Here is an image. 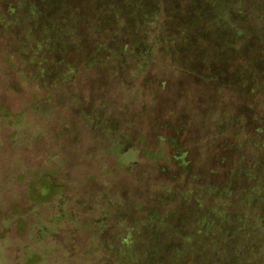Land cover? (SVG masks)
<instances>
[{"label": "rangeland", "instance_id": "1", "mask_svg": "<svg viewBox=\"0 0 264 264\" xmlns=\"http://www.w3.org/2000/svg\"><path fill=\"white\" fill-rule=\"evenodd\" d=\"M33 1L45 4L48 0H0V264H114L110 256L113 236H124L129 226L132 234L142 239L146 230L152 232L154 218L158 220L159 229L174 237V251H186L192 246L190 238L198 229L169 224L171 218L158 216L153 206L163 211L170 208V205L160 204L163 199V202L156 200L158 191L163 188L177 190L189 184L198 187L226 182L224 173L205 174L207 167L212 165L200 150L190 154V169L193 174L203 172V179L181 174L179 164L184 167L188 157L181 146H174V149L170 145L174 140L168 139L176 136L187 148L192 143L200 145L198 139L205 137L203 128L202 131H187L190 118L173 113L186 100L182 98L183 93H189V98L196 91V96L202 98L204 93L195 85L187 84L184 89L182 75L171 77L169 85L161 92L152 87L159 86L154 76L153 83L146 89L158 92L155 94L157 106L139 115V121L134 120V115L130 116L122 104V95L130 89L127 86L132 78L124 60L131 58L125 53L124 57L108 63L113 52L89 56H76L74 52L68 55L64 49L58 52L65 40L58 46V37L51 39L57 22L52 18L48 20L47 16L63 12L68 17L61 19L62 25H74L72 21L75 20L82 29L90 26L85 22L96 14L98 24L109 30L119 21L105 10L97 9L100 7L91 4L92 0H63L61 8L57 5L50 12L35 7ZM157 4L179 23L184 15L187 18L189 13L196 11L192 0L186 3L157 0ZM131 7L121 0L115 5L122 26L127 28L138 24L137 17L130 18L132 11L128 10ZM157 9L158 5L152 10ZM61 32L56 35L65 38ZM201 34L197 33L195 41L206 38L205 33ZM84 35L82 42L87 52L92 41L88 34ZM195 44L203 52L208 50L207 46L209 51L215 48L206 42ZM33 54L51 56L33 62ZM218 56L214 58L217 64ZM91 59L95 63L86 67ZM14 65L17 66L15 70ZM219 65L222 66V62ZM66 70H75L77 76L73 84L62 83L59 73ZM223 72L229 76L230 89L237 91L233 87V83H238L235 72L228 66ZM32 74L37 81H30ZM118 84L122 86L117 87ZM40 101L44 103L39 104ZM141 104H138L140 111ZM134 122L152 126L153 133H145L144 146L158 153L154 156L146 152V155L148 158L161 157V161L156 164L139 155L132 171H127L123 153L117 158L107 153L104 137L113 133L121 140L133 141L138 150L141 132L134 130ZM166 123L171 126L166 127ZM177 129L180 132L176 135ZM156 135L167 139L161 142ZM255 157L264 161L261 155L255 154ZM214 168H218L217 162ZM49 182L55 185L51 192ZM257 192L254 191L260 195ZM136 204L149 209L143 212L144 217L134 220L139 213ZM180 206L187 209L184 203ZM218 210L217 205L208 207L197 217L200 229L207 233L219 230ZM133 241L134 237L131 243L126 240L131 251H134L132 247H139ZM127 260L130 264L140 263L133 253L125 257Z\"/></svg>", "mask_w": 264, "mask_h": 264}, {"label": "trees", "instance_id": "2", "mask_svg": "<svg viewBox=\"0 0 264 264\" xmlns=\"http://www.w3.org/2000/svg\"><path fill=\"white\" fill-rule=\"evenodd\" d=\"M54 1L48 0L45 4L33 2L35 7L50 12L57 5L62 7L63 0H56L57 3ZM117 1L91 2L100 7L97 9L105 10L119 21L112 30L98 24L95 19L98 14L87 19L85 24L90 26H83V29L75 20L72 21L74 25H62L61 19L68 17L63 12L56 16L48 15V20L52 18L57 22L51 39L58 37V46L65 40L62 50L58 52H63L64 49L65 54L71 55L74 52L77 53L76 56L113 52V58L108 57V63L124 57L126 53L131 59L123 60L132 78L131 84L127 86L130 89L126 95H122V104L129 110L130 116L134 115L136 121L141 119L139 115L143 116L157 106L155 94L158 92H154V89L148 92L146 89L148 84L153 83L154 76L158 78L159 86L152 87L161 92L169 85L171 77L177 78L180 75L185 81L184 89L187 84L195 85L196 89L204 93L203 98L196 96L197 91L190 98L189 93H183L182 98L186 100L181 102L173 114L188 116L190 122L185 130L202 131L203 128L205 137L198 139L200 145L192 143L190 148L182 146L176 136L168 139L175 141L170 144L174 149V146H181L188 157L184 167L179 164L181 174L194 179L197 176L203 177V172L193 174L190 169V154L200 150L205 152L208 164L212 165L207 167L205 174L217 176L224 173L226 182L198 187L189 184L177 190L163 188L158 191L159 197L156 200H164L160 203L164 204L163 207L170 205L167 211L154 205L158 216L170 217L169 224L172 225L177 223L198 229L195 236L190 238L192 246L189 249L183 252L174 251V237L159 229L158 220L154 218L152 232L146 230L142 239L136 237V234L133 235L129 226L124 236H113L110 253L113 263L130 264L128 260L125 261V257L129 258L133 253L139 258L138 264H264V161L255 157V154L264 157V0H192L196 11L189 13L187 18L184 15L181 23L172 14L162 10L163 6L157 4V0H121L132 6L128 10L132 11L131 20L138 18L136 27L128 24L132 28L122 26L120 12L115 9ZM186 1L183 0L185 3ZM157 5L159 9L152 10ZM60 31H63L61 34L65 38L56 35ZM199 32L205 33L206 38L195 41ZM84 33L93 42L87 52L84 51L86 46L82 42V38L86 37ZM194 41L206 42L215 47L214 51H209L207 46L208 50L203 52ZM216 55H220L217 57L218 64L214 60ZM48 56L51 55L40 57L33 54L31 58L34 62ZM133 60L135 63H132ZM221 62L222 66L219 65ZM94 63L91 59L85 66L91 67ZM227 66L238 78V83H233L237 91L230 89L232 87L229 76L223 72ZM12 68L15 70L17 66ZM74 71L59 73L62 83L73 84L77 76ZM29 79L37 81L38 78L32 74ZM120 86L122 84L117 87ZM132 86L136 88L132 89ZM141 102L143 109L140 111L138 104ZM41 108L40 106L39 109ZM117 124L120 125L121 122ZM134 126V130L141 132L138 137L141 146L138 150L133 146V141L122 139V142L113 133L104 137L107 153L115 155L116 158L123 153L127 171H132L139 155L156 164L161 161V157L148 158L146 155V152L154 156L158 153L144 146V142H147L145 133L152 134V126L137 125L136 122ZM165 126L170 127L171 124L166 123ZM106 129L113 132L109 127ZM179 132L177 129L176 135ZM156 139L163 142L162 139L167 138L156 135ZM216 162L218 168H214ZM48 185L50 192L55 189L51 182ZM255 190L259 191L257 193L261 197L254 193ZM182 203L187 209L181 208ZM216 205L219 209L217 213L220 227L218 231L207 233L200 229L196 219L208 207ZM135 209H139V213L134 220L144 217L143 212L149 208L136 204ZM120 218L124 221V216ZM132 237L135 238L132 243L139 245L132 247L134 251L126 244V240L131 243Z\"/></svg>", "mask_w": 264, "mask_h": 264}]
</instances>
